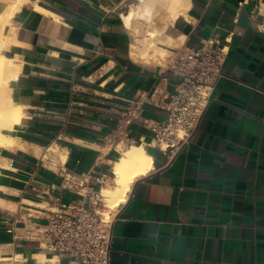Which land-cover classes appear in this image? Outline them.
<instances>
[{"label":"crops","instance_id":"crops-1","mask_svg":"<svg viewBox=\"0 0 264 264\" xmlns=\"http://www.w3.org/2000/svg\"><path fill=\"white\" fill-rule=\"evenodd\" d=\"M126 1L27 0L10 20L20 44L5 55L19 65L10 89L23 117L17 143L0 148V264H70L28 230L57 197L82 191L73 176L111 174L125 145L104 138L129 104L138 101L145 119L167 116L177 84L169 58L209 38L228 55L189 141L166 161L145 144L153 133L141 121L128 124L158 167L116 210L110 263L264 264V0H190L189 19L158 0L150 23L135 16L131 27L124 14L138 0L119 12ZM147 30L165 60L142 54L143 42L133 53L134 34Z\"/></svg>","mask_w":264,"mask_h":264},{"label":"built area","instance_id":"built-area-1","mask_svg":"<svg viewBox=\"0 0 264 264\" xmlns=\"http://www.w3.org/2000/svg\"><path fill=\"white\" fill-rule=\"evenodd\" d=\"M264 30V21L260 24ZM228 55L227 46L218 38L206 39L201 47L177 50L169 58L168 68L177 78V84L162 120L142 117V105L136 101L127 107L123 118L104 142L112 147L143 143L128 128L131 121H141L153 133L150 142L164 152V160L181 149L198 129L200 120L210 102L217 82L222 78L221 67ZM71 185H80L81 192L69 202L56 198L47 210L45 223L28 230L48 253L64 256L70 264H111L114 209L105 205L102 188L109 184L111 174L75 175ZM94 179V180H92ZM118 209V208H117ZM116 209V210H117Z\"/></svg>","mask_w":264,"mask_h":264},{"label":"bare ground","instance_id":"bare-ground-1","mask_svg":"<svg viewBox=\"0 0 264 264\" xmlns=\"http://www.w3.org/2000/svg\"><path fill=\"white\" fill-rule=\"evenodd\" d=\"M25 1L27 0H7L2 11H0V148L17 143L18 138L16 139L14 136L13 129L15 125L20 123L23 117L21 107L14 103L11 95L12 88L10 89L11 80L15 79L18 75L19 65L15 63L12 57L6 56L3 51L12 44H20L15 37L16 31L9 30L8 24L12 16ZM157 2L158 0H138V5L126 13L127 25L129 27L132 26V21L135 16L144 18V20L150 23ZM189 6L190 0H170L169 9L173 12L174 17L183 16L188 19L187 11ZM36 8L45 10L40 6ZM135 30L138 32L136 28ZM146 33L149 37L144 36L142 39L139 37L141 40L134 34L137 47L138 42H143L144 44L142 47L144 46L143 48L145 50L143 49L144 53L142 54H148L149 49L153 50V56L159 53L164 54L166 50L158 47L156 45L157 43L155 44L153 41L154 38L152 37L154 36V32L147 30ZM139 45L141 47V44ZM133 51L139 53L140 49L136 48ZM49 150L59 152L61 157L64 158L57 146L50 147ZM157 167L158 161L155 156L141 143L131 144L122 150L120 156L114 160L111 168V177L115 182L114 186L112 188L103 187L101 191L105 205L109 208H119L126 201L128 191L134 180Z\"/></svg>","mask_w":264,"mask_h":264},{"label":"rangeland","instance_id":"rangeland-1","mask_svg":"<svg viewBox=\"0 0 264 264\" xmlns=\"http://www.w3.org/2000/svg\"><path fill=\"white\" fill-rule=\"evenodd\" d=\"M6 2H7V0H0V11H2V9H3V7L5 6V4H6ZM131 2H130V0H127L125 3H123L118 9H119V12L120 11H122V10H124V9H126L127 8V5H129ZM132 9V8H131ZM161 12H160V10L158 9V11L156 12V15H155V17L157 16H159L160 17V14ZM188 14V13H187ZM124 16H126V13L124 14ZM154 17V19H156ZM188 19H189V15H188ZM125 20H126V23L128 24V21H127V18L125 17ZM155 22V21H154ZM9 24H10V22H9ZM9 24H8V27H9ZM136 48H138L137 47V45L135 44V35H134V42H133V50L134 49H136ZM4 53H5V50L3 51ZM133 53H137L136 51H133ZM161 55V56H160ZM170 54L169 53H166V52H164V54H161V53H159V54H155L154 56H152V58H154V59H157L158 57V59H160L161 61L162 60H165L168 56H169ZM11 146H13V145H11ZM128 147V146H127ZM126 147V148H127ZM126 148H123L122 149V147L120 146L119 147V149H120V152H122V150H124V149H126ZM114 162V161H113ZM113 165V164H112ZM113 175V174H112ZM114 180L113 179H111V181H110V183L109 184H107V185H105L104 187H109V188H112L113 186H114ZM108 207V206H107ZM112 209H114L115 211H116V209L117 208H109L108 207V210H112Z\"/></svg>","mask_w":264,"mask_h":264}]
</instances>
